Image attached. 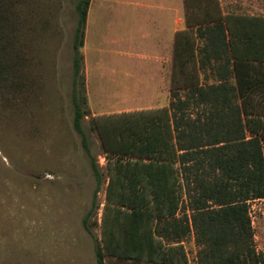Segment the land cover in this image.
<instances>
[{"label":"trees","instance_id":"1","mask_svg":"<svg viewBox=\"0 0 264 264\" xmlns=\"http://www.w3.org/2000/svg\"><path fill=\"white\" fill-rule=\"evenodd\" d=\"M91 0H76L72 39V125L82 128V54ZM168 105L93 118L106 157L95 264H264L255 250L249 202L264 198V16L223 12L219 0H184ZM7 0H0V82L14 86L20 63ZM213 82L206 83L204 78ZM96 181H103L91 160ZM97 225L96 221L91 223Z\"/></svg>","mask_w":264,"mask_h":264},{"label":"rangeland","instance_id":"2","mask_svg":"<svg viewBox=\"0 0 264 264\" xmlns=\"http://www.w3.org/2000/svg\"><path fill=\"white\" fill-rule=\"evenodd\" d=\"M75 2L7 0L20 66L16 85L0 82V264H95L94 239L81 223L92 208L88 223L99 239L91 223L102 213L106 157L93 118L170 102L172 57L154 68L144 54L172 11L183 14L182 0H91L80 47L90 154L84 151L72 125ZM219 3L225 12L264 16V0ZM91 160L103 178L95 198ZM248 209L253 245L264 257V198ZM183 245L188 264H197L192 233Z\"/></svg>","mask_w":264,"mask_h":264},{"label":"crops","instance_id":"3","mask_svg":"<svg viewBox=\"0 0 264 264\" xmlns=\"http://www.w3.org/2000/svg\"><path fill=\"white\" fill-rule=\"evenodd\" d=\"M182 11L183 14L179 15L178 11L173 12L170 17V24H166V28L163 31L154 32V36L152 37V46H151V53L144 54L146 57L152 59L151 64L154 68L161 67V61L159 62L158 59L162 58H170L173 55V48H174V38L175 33L186 28L185 20H184V0H182ZM225 12V11H223ZM176 15V18H175ZM163 33V36L161 34ZM153 73H157V71H153ZM101 219V216H100ZM100 225V221L98 223ZM100 229V227H99ZM100 238V235H99Z\"/></svg>","mask_w":264,"mask_h":264}]
</instances>
